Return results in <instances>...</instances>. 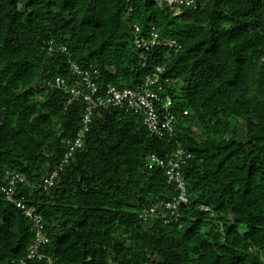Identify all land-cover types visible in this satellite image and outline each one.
Returning a JSON list of instances; mask_svg holds the SVG:
<instances>
[{
  "label": "trees",
  "instance_id": "16d2710c",
  "mask_svg": "<svg viewBox=\"0 0 264 264\" xmlns=\"http://www.w3.org/2000/svg\"><path fill=\"white\" fill-rule=\"evenodd\" d=\"M196 1L0 0V184L25 175L16 198L43 215L48 237L26 264H264V0ZM133 24L181 48L140 52ZM71 63L97 70L101 90L137 89L163 67L174 141L139 115L99 108L61 166L87 102L47 84H75ZM178 143L190 154L181 176L191 204L176 225L143 222V209L179 194L147 158ZM33 238L30 219L0 195V264L27 259Z\"/></svg>",
  "mask_w": 264,
  "mask_h": 264
},
{
  "label": "built area",
  "instance_id": "2783aa9c",
  "mask_svg": "<svg viewBox=\"0 0 264 264\" xmlns=\"http://www.w3.org/2000/svg\"><path fill=\"white\" fill-rule=\"evenodd\" d=\"M128 1L136 2L138 0ZM155 1L160 5L165 4L170 9L180 7L198 8L196 0ZM133 31L135 47L142 53H151L157 48L174 51H178L181 48V44L178 41L163 38L155 26L143 30L139 24H133ZM142 60L143 66H146L147 59L145 55L142 56ZM70 68L77 79L75 84L69 85L67 79L63 77H56L47 84L52 88L69 93L73 100L83 97L87 102L85 114L82 119L83 127L78 131L75 140L70 143V148L61 166L66 164L75 155L77 150L83 146L85 135L92 121V115L99 108H119L139 115L142 117L144 125L151 135L160 139L174 141L178 118L170 111L172 106L170 96H162L167 91L165 84L172 86L174 82H169L162 78L165 72L163 67H155L150 70L137 89L128 87L119 88L108 83L104 90L100 89L99 83L97 82V70L83 69L75 63H71ZM183 114L186 116L187 111H184ZM189 157L190 154L179 143L177 144L176 152L169 157L163 158L157 154L148 156L146 161L148 169H164L168 183L174 184L179 194L174 201L158 203L143 209L140 213V219L143 222H150L157 217H161L164 224L172 223L176 225L179 223L182 207L191 204L187 196L186 184L181 176L182 166ZM58 177L59 169H55L42 180L40 187L45 191H49L56 185ZM24 183H26L24 174L13 173L8 177L7 181L0 184V195L11 202L20 213L30 219L34 234L33 243L27 259L15 261L11 264H26L27 260L42 258V246L48 242L43 215L38 212L36 207L27 205L24 199L16 198L18 187Z\"/></svg>",
  "mask_w": 264,
  "mask_h": 264
},
{
  "label": "rangeland",
  "instance_id": "374dc122",
  "mask_svg": "<svg viewBox=\"0 0 264 264\" xmlns=\"http://www.w3.org/2000/svg\"><path fill=\"white\" fill-rule=\"evenodd\" d=\"M240 134H243V131L240 129ZM132 251L134 252L135 251V248L133 247Z\"/></svg>",
  "mask_w": 264,
  "mask_h": 264
}]
</instances>
